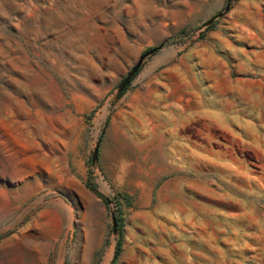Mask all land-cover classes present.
Listing matches in <instances>:
<instances>
[{"label":"rangeland","instance_id":"1","mask_svg":"<svg viewBox=\"0 0 264 264\" xmlns=\"http://www.w3.org/2000/svg\"><path fill=\"white\" fill-rule=\"evenodd\" d=\"M0 264H264V0H0Z\"/></svg>","mask_w":264,"mask_h":264}]
</instances>
